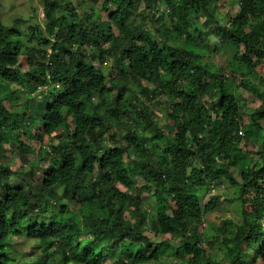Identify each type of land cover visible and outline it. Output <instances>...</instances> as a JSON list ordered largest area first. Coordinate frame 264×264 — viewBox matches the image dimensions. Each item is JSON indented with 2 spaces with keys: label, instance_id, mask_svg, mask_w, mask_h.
I'll return each mask as SVG.
<instances>
[{
  "label": "trees",
  "instance_id": "1",
  "mask_svg": "<svg viewBox=\"0 0 264 264\" xmlns=\"http://www.w3.org/2000/svg\"><path fill=\"white\" fill-rule=\"evenodd\" d=\"M141 4L149 15L139 11L143 25L133 20L135 27L127 31L133 17L132 10ZM155 4L164 5L171 11H160L159 15L151 13ZM223 5H228L224 14L221 12ZM48 7L50 11L44 13L45 18L51 16V10L61 12L55 19H49L48 24L49 30L63 25L55 44L60 51L54 59L60 68H64L63 58L69 57L71 74L64 69L57 76L70 87L57 104L55 118L46 134L33 138L25 132V138L41 142L46 141L49 135L57 138V129L65 127L64 109L68 108L71 114L79 113L74 133L66 137L68 142L71 143L73 135L82 139L83 133L90 135L95 143L97 136L103 140L107 132L108 141L103 144L105 151L110 152V159L118 161L121 170L132 178L127 185L119 186V197L113 192L110 200L109 193L100 187L99 193H93L91 200L85 198L77 202L69 227L78 229L79 224L87 225L94 219L90 206L96 201L95 207L106 212L96 231L100 237H110L113 241L107 249L100 247V238L96 242L77 240L71 247H67L68 240L57 245L55 234L49 232L43 237L48 240V245L46 248L37 247L30 253L29 264H105L116 251L128 264H148L150 261L160 264V258H168L167 264H217L211 250L219 241L221 232L224 235L223 244L230 252L234 241L244 239L247 233L239 237L230 234L227 226L231 220L221 221L225 225L223 229L205 226V216L217 209L219 202L221 192L215 189L224 191L219 182L211 187L212 181L227 175L232 186L237 187L239 176V181L246 187H237V191L248 187L259 191L261 181H264V155L256 149L254 155L258 159H249L253 154L249 145L264 144V90L259 85L264 83V78L258 74L260 70L257 67L264 59V0H118L115 9L102 8L106 19L112 23L101 20L99 24L92 21L91 15L85 16L83 22L78 20L70 4H65L60 10L56 0H52ZM148 21L152 24L150 27L146 24ZM37 27L28 26L33 33L30 40L35 38ZM126 31L130 43L121 50L114 65L115 74L105 75L102 68L97 70L96 67L103 62L104 50L100 45L111 42L115 48L119 35ZM21 35L19 29L12 27L0 33V76L9 83H19L17 69L21 68L22 61L26 62V67L33 68L24 73L28 82L39 80L43 75L41 70L46 67L43 59L32 52L24 55L25 48L19 40ZM213 37L217 38V43L209 45L208 40ZM48 43L46 38L37 41L38 56L43 55L39 50ZM86 44L98 50L91 60L83 52H74L71 46ZM226 48L232 49L230 57L224 54ZM218 54L220 64L216 62ZM129 59L143 66L142 73L136 76L129 74L132 64L125 63ZM153 77L159 80L155 89H151ZM105 79L110 81L107 86L103 83ZM114 89H117L115 93ZM129 90L130 96L127 97ZM240 90H245L252 98L242 96ZM9 96L11 98V94ZM96 96L100 97L99 103L93 100ZM237 97L246 105L258 100L249 115L248 122L252 127H244L246 112L236 102ZM109 98L111 107L105 108ZM20 103H23L21 98H11L13 108ZM155 108L165 112L163 124L157 118ZM25 115L21 110L11 120V126L18 127L17 121L23 120ZM0 122L9 124V114L3 109H0ZM242 136H247L246 142L241 140ZM3 144L4 138L0 134V149H3ZM17 147L21 151H33L35 144L17 140ZM83 147H90L87 140L83 142ZM73 148L79 151L80 145H73ZM90 155L96 166H105L100 155L94 152ZM41 159L43 157L24 162L36 167ZM197 159L203 167L196 163ZM126 160L132 161L131 170L125 164ZM70 164L80 170L74 158H70ZM242 164L244 167H241ZM60 165H64L63 157L54 166V171ZM83 171L90 172L91 168L85 167ZM3 174L11 175V170L5 167ZM138 177L144 181L140 186ZM165 181L168 188L162 191ZM132 185H135V192L129 195L124 189ZM200 188H204L209 195L203 203L202 198L196 195V190ZM171 193L175 194L174 202L179 207V211L173 209L174 220L165 212L172 207L173 201L166 198ZM151 197L155 204L147 208L151 209L153 216L148 231H143L147 217L143 205L145 201L152 200ZM13 199L15 197L9 199L5 192V221L11 219L8 211ZM225 199L240 202L230 196ZM157 207L158 212L155 211ZM202 207L206 213L203 216L200 215ZM128 208L133 211L130 218L125 216ZM62 215L67 218L69 213L63 211ZM12 226L9 224V227ZM146 232L180 240L176 244L167 239L152 242ZM189 233L190 237L187 236ZM258 255L260 259L255 264H264V250ZM0 264H14V257L8 253L7 232L0 236Z\"/></svg>",
  "mask_w": 264,
  "mask_h": 264
},
{
  "label": "clouds",
  "instance_id": "2",
  "mask_svg": "<svg viewBox=\"0 0 264 264\" xmlns=\"http://www.w3.org/2000/svg\"><path fill=\"white\" fill-rule=\"evenodd\" d=\"M57 7L62 10L65 4L73 6L76 13V18L83 22L84 17L91 15L92 21L99 24L101 20L105 23H112L111 20L105 19L101 13V9L107 7L115 9L118 0H56ZM52 0H0V33L5 32L9 27L19 29L22 35L19 37L20 42L24 45L27 55L32 52L34 56L43 59L46 67L41 71L43 75L39 80L28 82L24 76L25 72L33 70L31 67H23L17 69L20 73L16 79L19 83H9L0 76V109H3L9 114V124L0 122V134L4 138L3 149H0V236H4L7 232V248L10 256L14 257V264H29V254L35 251L37 247L46 248L48 240L44 239L46 233H54V240L57 245L64 243L68 240L67 247L75 245L76 241H93L96 242L98 238L102 241L101 248L107 249L113 243L112 239L100 237V233L96 231V226L101 224V221L106 217V212L95 207L96 201L92 202L91 219L87 225L81 223L78 229L72 224L77 202L85 198L91 200L93 193H99L100 187H103L109 193V199H112L111 193L115 192L117 197L121 195L120 185H127L132 177H129L125 171L121 170L118 161L111 160L110 152L105 151L103 144L108 141V133H104L103 140L99 136L96 142H92L90 135H82L81 138L72 137L71 143L66 139L67 135L74 133L76 129V118L79 113L71 114L70 109H64L65 127L57 129V138L47 136V140L41 142L35 140V149L33 151H21L17 147V140L25 144L32 143L25 138L24 133H29L33 138L45 135L52 119L56 115V106L61 98L65 96L66 90L70 84L66 83L63 79H59L58 72H63L64 69L70 70L72 64L68 56L63 60L64 68H60L54 56L59 53L60 49L55 47L57 40L61 36L60 29L63 25L49 30V19H55L61 12L51 10L50 17L45 18L44 13L50 11L48 5ZM143 10L146 15H149L144 5H139L134 8L133 17L129 21L127 31H131L135 27V23L143 22L139 19V11ZM160 11L165 13L170 12V8L163 7L162 5L155 4L151 9V13L159 15ZM221 15V13H217ZM100 17V20H97ZM133 20L135 23H133ZM175 22V21H174ZM38 26L35 30V38L29 39L33 35L29 31L28 26ZM115 28V25H113ZM127 31L121 33L117 39L116 47L113 48L111 42H104L100 48L104 50L103 62L97 64V70L103 69L105 75L109 70H114L118 58L121 55V50L128 47L130 41L127 38ZM41 38H46L49 42L39 51L43 53L38 56L37 41ZM217 43V38L213 37L208 40V44L212 45ZM74 52L85 53L91 58L97 53L96 47H90L87 44L84 46L71 45ZM110 53V54H109ZM19 62V61H18ZM125 63H131L132 68L129 69L131 76H136L137 73H142L143 66L139 65L138 61L129 59ZM15 66H10V68ZM260 69L259 75L264 78V59L260 60L257 65ZM98 79V78H93ZM145 79H149L145 77ZM152 79L151 89H155L159 84V80L155 77ZM251 79V77H249ZM106 86L110 83L107 79L103 82ZM150 89V90H151ZM117 89H114L115 93ZM21 98L23 103H20L13 108L11 98ZM67 102V101H65ZM95 103L100 102V97L94 98ZM135 103V101H132ZM237 103L241 104L242 109H246V104L239 100ZM151 107V105H149ZM105 108L111 107V98L109 102L104 105ZM207 107V105H206ZM23 110L26 115L23 120L17 121L18 127L11 126V120L16 114ZM251 111V109H247ZM244 127H252L248 122ZM235 131L233 129V137L235 138ZM87 140L90 147L85 149L83 142ZM242 141H247V136L241 137ZM73 145H80V150L76 151ZM126 147V145H122ZM147 147V145H145ZM252 155L249 156L250 160L258 159L254 153L256 149L260 150L261 155H264V144H256L254 147L250 144ZM112 151H115L113 149ZM96 153L101 156V160L105 166L100 168L93 163V157L90 153ZM37 157H43L36 167H30L29 163L24 161H34ZM63 157L64 165H60L54 171V166L58 165L59 160ZM70 158H74L79 167L73 168L70 164ZM200 167L204 165L200 163L199 159L196 161ZM128 169L133 168L132 161H125ZM11 170V175H4V168ZM85 167H90V172H84ZM241 167H244L242 164ZM75 174V178H73ZM163 179V177H161ZM139 181L137 180V183ZM219 182L221 189H224L217 203V209L220 212L214 227L217 229L225 228L221 221L231 220V224L227 226V231L239 237L243 233L247 236L242 240L234 241L232 250L230 252L228 247L223 244L224 235L220 234L219 241L216 242L214 249L211 251L215 255L217 264H255L260 259L258 255L264 250V181H261V190L257 191L248 187L244 191H237V187L245 188L239 176H237V187H233L229 181L228 176H219L216 180L212 181L211 187ZM168 188V183L165 181L161 186L164 191ZM79 189V191H78ZM230 189V191H227ZM124 191L129 195L135 192V185H132ZM7 192L8 198L13 199L10 205L8 215L10 220L5 221L3 216V201ZM196 195L202 198L201 203L209 199L208 193L204 188L196 190ZM233 197V202L225 199V197ZM175 194L171 193L166 198L173 201L172 207L165 209L166 214L175 219L173 209L179 211V207L174 202ZM155 204L154 198L145 205ZM243 209V211L241 210ZM63 211H67L69 216L65 218L62 215ZM159 211V208H155ZM203 207L201 208L200 215H205ZM23 217V219H21ZM106 222V220H105ZM12 224V227H9ZM111 227V225H110ZM256 228L258 231H253ZM190 237V233L187 234ZM229 238H232L230 236ZM164 239V237H161ZM180 238L173 240V243H179ZM252 243L249 244L248 241ZM238 245V247H237ZM206 251H209L206 249ZM105 264H128V261L116 251L110 259L105 261Z\"/></svg>",
  "mask_w": 264,
  "mask_h": 264
},
{
  "label": "rangeland",
  "instance_id": "3",
  "mask_svg": "<svg viewBox=\"0 0 264 264\" xmlns=\"http://www.w3.org/2000/svg\"><path fill=\"white\" fill-rule=\"evenodd\" d=\"M162 6L164 7V5H162ZM227 8H228V5H223V9L221 10L222 14H224V11ZM101 13L105 17V19H106L107 18L106 17V13H104V10L103 9H101ZM146 24H147L148 27H150L152 25L150 23V21H148ZM224 54H225L226 57H230L233 54L232 53V49L230 50L229 48H226ZM216 62H217V64H220L221 63V57L219 56V54L216 57ZM20 66H21V68L26 67V62L25 61L20 62ZM108 73H111L112 75H114L115 74V71L114 70H109ZM254 81L257 84L256 79ZM259 85H260V88L262 90H264V83H262V84L259 83ZM240 92L242 93V96H247L248 98H252L251 95H249L245 90H242V91L240 90ZM129 96H130V90H129V92H127V97H129ZM94 98L95 97H93V100H94ZM257 104H258V100L254 101V102L247 103V105H246L247 107L245 109V112L246 113L244 114V123H247L248 122L249 115L253 111V108H255L257 106ZM247 109H251V111H248ZM155 112L157 114V118L159 120H161L160 122H161V124H163L164 123L163 122V119H164V116H165V112L163 110H161V109H156V108H155ZM165 128H169V127L166 125ZM111 133H114V131H111ZM122 133H124V131L121 132L120 134H122ZM32 143H34V141H32ZM155 159H156V157L153 158V160H155ZM137 180L139 181L138 182V185L139 186L142 185L143 182H144L140 177H138ZM215 191L216 192L218 191V193H220V192L222 193L223 192L222 190L220 191L218 188H216ZM227 191H230V190L228 189ZM144 196H146V194H144ZM151 198H153V197H151ZM148 200H150V199L148 198ZM147 203L148 202L145 201V205ZM145 205H143V210L147 213V217H146V219H145V221L143 223V231H145V230L148 231V229L150 227V224H151V217L153 216V213H152L151 209L150 208H147L148 206L146 207ZM132 214H133V211L131 210V208H128L127 211H126V213H125V216H126V218H130V217H132ZM219 215H220V212H219L218 209H215L213 212L208 213L205 216V218H204V224H205V226L206 227L207 226L214 227V224H215L216 220L218 219V216ZM151 233H147L146 232V235H148V237L150 236V240L152 242H160L161 240H164V239L166 240L167 239V240H169L170 243H173V240L169 238V235H158V236H156V235H153V233L152 234ZM161 237H164V239H161ZM173 244H176V243H173ZM170 259H172V258H170ZM159 260L161 261L160 264H167L169 259L168 258H164V259L163 258L162 259L160 258ZM159 260H157L156 263H158ZM148 264H155V262L154 261H150V262H148Z\"/></svg>",
  "mask_w": 264,
  "mask_h": 264
}]
</instances>
